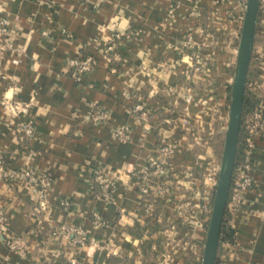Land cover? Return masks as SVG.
I'll list each match as a JSON object with an SVG mask.
<instances>
[{"label": "crops", "instance_id": "0c3cea01", "mask_svg": "<svg viewBox=\"0 0 264 264\" xmlns=\"http://www.w3.org/2000/svg\"><path fill=\"white\" fill-rule=\"evenodd\" d=\"M193 1L0 0V23L9 22L14 47L25 53L17 64L10 54L0 62V156L7 169L53 179L43 197L24 180L0 176V204L9 219L0 236V264H55L57 252L77 264H166V222L178 201L196 193L197 133L215 116L230 114L247 3L200 0L202 15L192 20ZM263 10L249 72L262 98ZM116 34L130 39L115 40ZM79 55L98 60L81 82L69 73ZM6 99L27 104V114L10 115L2 106ZM97 107L110 114L106 124H93ZM137 107L148 114L147 125ZM21 122L34 125L32 137L19 130ZM122 125L131 129L127 141L114 135ZM169 141L179 147L172 173L148 180L159 215L151 229L138 186L149 157ZM254 161L255 187L241 210L228 212L234 240L221 244L220 264H264V135L256 139ZM98 168L116 183L108 203L93 183ZM94 213L102 225H95ZM202 214L195 210L197 219ZM62 227L84 229L93 243L73 247L52 236ZM186 228L183 234L195 226ZM10 239L22 240L25 252L10 249Z\"/></svg>", "mask_w": 264, "mask_h": 264}, {"label": "built area", "instance_id": "2783aa9c", "mask_svg": "<svg viewBox=\"0 0 264 264\" xmlns=\"http://www.w3.org/2000/svg\"><path fill=\"white\" fill-rule=\"evenodd\" d=\"M78 1H88V0H78ZM196 3L195 7L189 14L192 20H197L202 15V9L200 7V0L193 1ZM264 5V0H261V7ZM264 11V10H263ZM170 19L173 18V11H169ZM44 37L48 36L47 32L42 33ZM11 30L9 29V22L3 20L0 23V62L5 57V55L10 54L15 57L12 61L14 64L19 63V58L25 53L21 49H16L12 43ZM130 39L129 34H116L114 36L115 40ZM189 45L193 44V40L190 38L187 42ZM111 47L106 48V52L111 51ZM105 52V53H106ZM112 61L109 59V63ZM98 66L97 58L93 56H83L71 59L69 62V73L71 77L77 81L81 82L87 75L92 73ZM113 72H117L115 68L112 69ZM247 87L253 91L258 92L261 89V85L250 80L247 83ZM188 102L192 101V97L189 96ZM2 106L9 112L10 115H25L27 114L29 106L20 105L18 102L12 99H6L2 102ZM136 111L143 112L140 107L135 109ZM110 114L101 108L97 107L93 111L92 120L93 124L100 126L106 124L109 121ZM142 121L147 125L148 114L143 112L141 114ZM19 130L24 133L25 137H32L35 134V127L30 122H21L18 126ZM145 128L148 130L147 126ZM244 129L246 137L244 139V156L243 161L238 167L235 168L234 178L232 182V188L230 193V199L228 203V211L230 213H235L242 209L245 204V195L248 191L255 187V151H256V139L259 136L264 135V102H262L259 107L249 116L246 120L242 121L241 129ZM115 138L118 140L127 141L131 136V129L128 125H122L118 127L114 132ZM179 147L174 142H166L158 148L155 154L151 155L148 159V169L140 178L139 182V194L143 206L149 216L153 214V202L150 199H145V196L151 193V189L148 185V180L151 177H157L162 180L167 179L172 173L175 164V158L178 155ZM0 176L6 181H17L24 180L29 185L40 188V192L43 197H45L47 191L53 183V179L50 175L39 178L33 171L28 170H14L7 169L5 165V159L0 156ZM93 183L99 188V200L104 203H108L116 188L115 180L109 176L105 171L98 168L94 170ZM65 206H69V202H65ZM188 206L185 205L179 207V220L185 219L188 215ZM94 223L97 226L103 224V221L98 213L93 214ZM8 215L5 208L0 204V236L7 230L8 227ZM183 223V222H182ZM179 222V226L182 225ZM52 236H61L68 241V244L73 247H86L93 243L89 238L86 231L80 227L76 228H60L57 232L52 233ZM6 245L17 252H25V245L20 239H10L6 241ZM56 262L55 264H77L75 259L69 261H64L62 259V254L60 252L55 253Z\"/></svg>", "mask_w": 264, "mask_h": 264}, {"label": "rangeland", "instance_id": "374dc122", "mask_svg": "<svg viewBox=\"0 0 264 264\" xmlns=\"http://www.w3.org/2000/svg\"><path fill=\"white\" fill-rule=\"evenodd\" d=\"M214 118L196 136V145L200 154L196 186H193L196 193L191 198H183L178 201L174 207V214L167 221L169 225L166 222L169 235L168 241H165L166 252L163 262L166 264H173L175 259L182 261V264H202L203 249L222 168L225 137L229 123V117L221 119L215 116ZM185 205H189L188 216L179 220V207ZM196 209L203 211L201 218H196ZM179 222H183L181 226H179ZM188 225L202 229L204 236L200 235L195 228L189 229L183 234L182 231Z\"/></svg>", "mask_w": 264, "mask_h": 264}, {"label": "water", "instance_id": "95a60500", "mask_svg": "<svg viewBox=\"0 0 264 264\" xmlns=\"http://www.w3.org/2000/svg\"><path fill=\"white\" fill-rule=\"evenodd\" d=\"M261 0H247L243 27L240 36L235 77L230 93V115L226 131L222 168L216 187L213 210L210 217L203 249L202 264H217L221 232L228 208L241 125L244 102L258 29Z\"/></svg>", "mask_w": 264, "mask_h": 264}, {"label": "trees", "instance_id": "16d2710c", "mask_svg": "<svg viewBox=\"0 0 264 264\" xmlns=\"http://www.w3.org/2000/svg\"><path fill=\"white\" fill-rule=\"evenodd\" d=\"M248 81H250V78ZM262 102H264V98L260 97L258 92H253L247 87L245 102H244V114H243V120L242 121L246 120V118L249 117L259 107V105ZM245 137H246V133H245L244 129L242 128L241 133H240V138H239L238 152H237L235 168L238 167L240 165V163L243 161L244 150H245V145H244ZM145 199H150L153 202L152 193H149L148 195H146ZM153 207H154L153 208V214L149 220V224L151 225V229H154L156 227V223L158 222L157 220L159 218L158 211L155 210L154 202H153ZM228 212L229 211L227 209L225 219H224V223L222 226L220 246L223 242H226V241L233 242V240H234V230L229 225ZM217 264H220L219 261H217Z\"/></svg>", "mask_w": 264, "mask_h": 264}]
</instances>
